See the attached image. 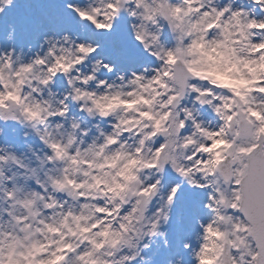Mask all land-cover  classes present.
<instances>
[{
    "label": "snow or ice",
    "instance_id": "obj_1",
    "mask_svg": "<svg viewBox=\"0 0 264 264\" xmlns=\"http://www.w3.org/2000/svg\"><path fill=\"white\" fill-rule=\"evenodd\" d=\"M195 2L196 0H184L183 5H173L169 0H132L136 8L143 9L144 20L153 21L163 18L171 26L172 32L178 34L176 46L166 48L157 33H151V39L148 40L145 38L144 25L134 26L136 39L151 52V55L163 61V68L151 78L133 73L134 79L129 81V84L134 86L132 91L117 90L97 95L83 87L76 86L72 89L76 99H90L101 116L108 115L101 106L102 100L114 99L126 103L129 109H134L133 113H129L132 118L121 115L116 128L122 131L135 129L137 134H142L134 152L127 151V145L124 144L112 150L109 146L117 144L116 135L107 136L103 145H90L88 151L107 148L110 160L117 161L123 157L131 165H139L144 170L155 172L152 178L154 182L149 183H145L137 169L128 168V164H125L123 168L127 169L130 175H125L124 170H121L118 175L112 174V180L121 191L115 192L109 183L105 186V194L112 193L109 199L115 200V204L105 207L84 203L81 207L85 212L93 209L104 216H97L92 223L83 226L82 231L93 233L94 229H101L90 241L92 245L100 248L103 245L98 243L95 235L107 236L115 227L117 231L112 235L117 239L113 241V244L122 241L129 249L137 248L138 238L144 235L166 234L164 229L170 225L178 202H185L188 215L191 219H196L202 206L201 201L195 197L197 190H201L208 201L203 207L210 209L216 219L228 224L230 230L221 231L216 227L214 220L208 223L204 227V232L208 235L204 236L205 243L197 253L199 259L204 260L203 254L208 250L209 236L215 234L221 239H226L228 245L225 247L222 244H214V247L219 249V254L224 257L222 264H264V73L257 74L248 68L249 65L264 67V40L253 42L251 33L243 30L264 31V20L249 19L241 25L239 39H233L229 29L234 22L241 23L240 11L224 7L223 9L211 8L210 11L201 13V8L196 7ZM257 3L264 5V0H257ZM33 7L38 9V16L33 15ZM193 12L199 13L195 21L184 19ZM153 13H157L158 17ZM120 15L119 0H101L100 6L95 7L52 3L25 5L23 8L17 0H0V18L5 20L10 18L11 25L25 31L31 30L36 35L47 33L49 29L54 33L64 31L65 28L70 29L74 26L73 21L90 29L88 40L82 43L73 41L71 49L60 41H47V54L43 57L37 56L30 63H20L17 66L12 56L0 58V85L3 89H9L7 92L0 90V117L4 120L16 119L15 114L3 103L5 99H8L17 104L23 103L24 107L21 110L27 119L38 118L40 123L45 124V129L38 131V134L41 140L52 149L53 154L47 156L46 161H60L66 164V167L61 170L62 176H48L53 188L64 189L69 184L81 189L85 187L71 175V167L78 162L81 151L76 150L74 154L70 152L72 148L68 145H72L74 140L71 135L68 137L67 144L54 138L53 133L47 130V121L41 114L43 109L40 104L38 102L29 104L28 99L21 94L20 85L25 83V75L37 70L43 75L40 83L48 85L57 73L63 72L66 75L71 73L75 66L83 64L98 49L105 53L106 58L116 62L131 59L128 49L120 46L118 40L109 35L113 33L114 24ZM132 15L136 13L132 12ZM213 29L218 31L214 38H209L210 30ZM109 44H112L113 48L106 51ZM237 44L241 47H236ZM205 45L210 49L232 46L231 52L235 57V63L229 60L228 66H217L207 76L196 73L203 80H210L211 85L227 90L231 95L225 93L215 95L206 86L198 87L189 82L185 74L186 71L191 70L188 55L194 49L203 48ZM73 51L76 53L74 56L70 55ZM181 61H183L182 66ZM100 68L112 70L109 64L97 60L94 73ZM245 68L248 70L245 71ZM94 73L70 77L68 83L76 85L79 81L83 85H88L90 81L96 79ZM13 75L16 77L15 82L11 81ZM169 80L173 83L170 84ZM100 83L104 84L105 81ZM10 84L11 87L16 88L15 92L11 90ZM188 89L198 93L196 99L200 104L211 105L214 108L223 122L218 128L210 130L195 122L194 114L188 108L182 109L184 118H181L180 112L172 111L180 94ZM165 95L166 99L160 100L159 111L153 110L155 98ZM137 99L143 101L148 107L136 109ZM214 100L220 103L214 104ZM128 101L132 103H127ZM61 104L63 107L50 110L48 116H64L68 106L64 102ZM85 110L92 112L94 109L89 107ZM141 117L145 118L143 123H141ZM189 119L194 122L195 132L184 136L182 130L185 129L186 120ZM73 127L77 125L74 123ZM158 136H163L165 139L159 147L154 148L150 142ZM145 152L147 156L144 155ZM9 161L25 167L14 155H0V162ZM169 169L176 174V181L164 184L162 181L165 180ZM32 172L34 174L35 169H32ZM83 176L89 177L90 173L84 171ZM120 176H123L124 180H120ZM3 178L4 171L0 168V180ZM92 178L97 183H102L100 176L93 174ZM186 186H191V190ZM17 192H21V189L7 192L8 198L15 199ZM156 197H159V207L149 215ZM38 201L43 202L42 206L45 209L58 206L54 197H45L40 193L24 195L17 203L29 210L35 204L37 211H32L31 215L39 216L38 209L41 205ZM129 204L130 210L121 216V209ZM222 209L240 213V219L237 221L233 215L222 212ZM58 215L59 221H56L55 216L50 220L46 218L37 221L41 226L37 231H43L50 238L46 242L39 240L32 242L31 249L35 250L33 255L47 256V258L36 259L34 264H55L56 260L61 261L62 264H86V259L93 256V251L85 249L74 258H70L69 253H76L77 246L66 237L76 235L72 226L73 220L80 221L89 217L83 213L74 215L71 211ZM13 219L23 225L21 232H27L31 227L27 217L13 216ZM117 221H119L118 224ZM124 233H129L127 239H124ZM5 237L11 239L9 233L0 229V254L7 247L11 255L15 242L5 245ZM184 247H190V244L185 243ZM112 254L114 253H110ZM20 255H25L23 249ZM135 259V254H127L121 256L114 264H126Z\"/></svg>",
    "mask_w": 264,
    "mask_h": 264
},
{
    "label": "rangeland",
    "instance_id": "obj_2",
    "mask_svg": "<svg viewBox=\"0 0 264 264\" xmlns=\"http://www.w3.org/2000/svg\"><path fill=\"white\" fill-rule=\"evenodd\" d=\"M173 5H183L184 0H169ZM17 3L23 8L25 5L36 4H59L72 3L81 7L98 6V0H17ZM231 5L233 11L243 8L245 11L250 12V17L255 18L258 21L264 20V5L255 3V0H205L204 6L200 9L201 13L204 11H210L211 8L223 9ZM247 5H250L247 7ZM134 7V5H133ZM254 9V11H252ZM38 9L33 7V15L38 16ZM199 13L197 14V16ZM228 15V14H226ZM140 21L136 17L130 16L127 12H122L116 19L114 24L113 33L110 36L116 38L120 46L125 47L131 54V59L121 60L119 62L106 58L105 53L100 49L97 50L90 58L86 59L83 64L75 66L69 74L59 72L56 82H51L47 87L41 85L36 91H32L27 85L24 86L23 94L27 95L31 93V98H35L38 101L43 97L45 100H49L51 103L58 107H63L60 101L68 106V111L64 116H51L47 122L48 131L52 132L57 139L66 138L73 130V124L79 123L80 128L77 129V143L70 150L72 154L75 153L77 147L83 151L90 145L96 143L97 145L103 144L105 138L109 135H113L116 130V125L119 123V117L122 113L118 112L108 117L96 115H89V113L82 107L83 102H75L72 100L70 93L72 92V86L68 83L70 77L92 75L97 60H102L105 64H109L112 68L111 71L108 68H100L95 71L96 79L90 81L88 85H83L81 82H77V87H83L88 91L95 92L97 95H104L110 91L116 89L122 91H132L134 86L129 84L131 79H134L133 73L136 75H144L147 78H151L157 74V71L163 68V61L157 57L151 55L148 49H145L143 44L135 37V28ZM10 18L5 20L0 18V58L6 56H12L16 61L17 66L20 63H30L37 58V56H45L48 52V44L44 42L45 36H52L55 38L62 37L65 33H69L77 43H82L88 40L90 29L82 27L78 22L73 21L72 28H65L61 32H52L51 29L47 33L40 35L34 34L31 30H22L20 27L16 28V34L14 43L6 39L9 31ZM47 27V25H45ZM159 28L157 34L160 36L161 43L166 48H173L177 44V33L172 32L171 26L166 20L160 18L159 24L153 26ZM218 30H210L209 38H214L215 33ZM90 42V41H89ZM259 42V41H257ZM66 46V45H65ZM113 48L112 44L107 46L106 51H110ZM147 70V71H145ZM123 75L124 79L121 80L120 76ZM101 81H105L101 84ZM208 81L192 80L190 83L195 84L198 87H204ZM36 86L34 82L33 87ZM111 86V87H109ZM215 95L222 93L231 95L227 90L219 89L208 85ZM0 90H3V86L0 85ZM259 95V94H257ZM198 93L192 92L190 96H187L182 102V109L188 108L196 117V120L202 121L205 124L211 125L210 130H215L223 122L220 120L218 114L214 111L211 105H202L196 99ZM214 104L220 103V101L214 100ZM91 103V102H89ZM181 118L184 116V112L181 111ZM183 115V116H182ZM196 121V122H197ZM59 126V127H58ZM194 124L189 123L182 135H192L191 132L195 130ZM0 127L4 129V134L0 135V155H14L17 159L25 165H20L13 162H0V168L4 171L5 179L0 183V221L11 220V200L7 196V192L14 189H21V197L31 193H40L45 197L49 194L58 201V206L55 209H42V217H46L49 220L58 210L67 211L69 206L73 204L71 197L65 192H54L49 183H45L48 176L57 174L58 169L66 167L64 162H50L46 161L47 156H51L52 149L41 140L40 135L36 130L27 127L19 121L4 120L0 117ZM44 125L39 126V130L43 131ZM85 132L87 135H85ZM185 133V134H184ZM142 138V134H137L134 129L133 132H123L117 139L116 145L110 146L112 150L119 147L120 144L132 145L136 147L139 139ZM163 136H158L150 142L152 147H159L164 142ZM82 141V143H81ZM45 161V163H41ZM35 169L38 174V179L28 174V169ZM155 175L154 170H144L142 178L145 183L154 182L153 177ZM39 180V183H37ZM176 181V174L169 169L167 176L162 183L169 184ZM191 190V186H186ZM201 201L202 210L197 213L196 219H191L186 211L185 202H178L176 212L173 214L170 225L166 226L164 231L165 235L152 238L154 243L144 250L142 256L151 257V264H168L169 260H175L178 256H183V264H197L196 253L199 251L203 244L204 227L208 223H211L214 219V213L203 205L206 204L207 196L201 190H197L195 197ZM65 201H68L66 204ZM89 202V198L80 197L77 207L82 206L84 203ZM98 206H104V200L94 201ZM159 197L153 201L151 205L149 215L159 207ZM62 206V207H61ZM131 205H125L121 209L120 215L127 214ZM237 216L241 214L235 212ZM101 217L104 214H99ZM197 220L200 222L197 223ZM95 231V229H94ZM167 240L169 246L165 247L164 241ZM147 239L145 243H147ZM185 243L190 244V247L185 248ZM87 242H85V245ZM85 245H81L77 249L76 253H70L69 257L74 258L78 253L85 250ZM125 254H130L125 250ZM126 264H142L141 259L137 257L135 260L128 261Z\"/></svg>",
    "mask_w": 264,
    "mask_h": 264
},
{
    "label": "clouds",
    "instance_id": "obj_3",
    "mask_svg": "<svg viewBox=\"0 0 264 264\" xmlns=\"http://www.w3.org/2000/svg\"><path fill=\"white\" fill-rule=\"evenodd\" d=\"M119 2H120L121 13L127 12L130 16L136 17L140 21V23L137 25V27H139L140 25H144L145 38L146 39L150 40L151 39L150 34L153 32L157 33L159 31L158 27L154 28L153 26H157L159 24L160 18H157L156 20H153V21L144 20L142 18L143 9L136 8L135 5L132 3V0H119ZM204 3H205V0H196L195 6L202 8L204 6ZM255 3H257V0H255ZM100 4H101V0H98V6H100ZM133 5H134V7H133ZM228 7L231 8V5H229ZM237 11H240L242 13V17L240 18L241 19L240 24H236L234 22L233 25L231 26V28L229 29V31L232 33L233 39H239V33L242 30V27H241L242 24L247 22L249 19H255V18L250 17V12L245 11L243 8H240V10H237ZM252 11H254V9H252ZM132 12H135L136 15H132ZM153 15H156L158 17L157 13H153ZM181 15L183 16V13H181ZM196 18H197V13H195V12L191 13L189 16L184 17L185 20L190 19L193 21H195ZM243 30L251 33V39L253 42L264 40V31L252 30V29H243ZM15 34H16V27H15V25L10 24L8 35H7L6 39L8 41L14 43L15 42L14 41ZM65 37H67V40H65ZM49 40L60 41L64 44V46L66 45V47H68L70 49L72 47L73 41H75L69 33H65L60 38H55L52 36H45L44 37L45 43ZM231 47L232 46L229 45V46L224 47V48L210 49L209 47H207V45H205L203 48L194 49L188 55V61H189V65H190L191 70L186 71V73H185L189 82L192 80L205 81L202 79V77L200 75H196V73H202L203 75L207 76L211 73L212 69H214L217 66H220V65L228 66L227 62L229 60L231 61V63H235L236 61H235V57L232 55ZM236 47H241V45L237 44ZM75 54L76 53L73 51V52H71L70 55L74 56ZM14 62H16V61L14 60ZM70 62L71 61H69V63ZM182 63H183V61H181V66H182ZM173 67H176V66H173ZM248 68H251L257 74L264 73V67H262L260 65H249ZM248 68H245L244 70L247 71ZM237 75H238V73H237ZM121 77H123V75H121L120 78ZM42 78H43V75L39 70L35 71L34 73L27 74L24 76L25 83L23 85H20V88H21V94L23 96H25L26 99H28L29 104H35L37 102L40 104L41 108L43 109L41 114L45 116V119L48 122L49 117H50V116H48V112L50 110H56L59 107L54 105L53 103H51L49 100L43 99V97H41V99L38 101L35 98H31V93H28L27 95L23 94V90H24L25 85H27L29 88H31L32 91H36L41 85H43L40 83V80ZM15 80H16V77L14 75L11 76V81L15 82ZM121 80H123V79H121ZM34 82H36L35 87H33ZM168 82L170 84L173 83L171 80H169ZM208 82H210V80H208ZM43 86L47 87L48 85H43ZM71 86H72V89L74 87H76L75 83L71 84ZM10 88L13 92L16 91V88L11 87V84H10ZM8 90L9 89H7V88L3 89V91H5V92H7ZM117 90H119V89H116L114 91H117ZM191 93L192 92L190 91V89L185 90V92L181 93L180 98L175 101V103L172 107V111L181 113L182 102L185 100V98L187 96H190ZM70 95L73 97L72 98L73 101H75L77 103L83 102L82 107L84 109L89 108V107H92L94 109L92 112L87 111L89 113V115L94 116L97 113L99 114V112L95 110L92 103H89V102H91L90 99H87V100L86 99H76L75 93L73 91L70 93ZM145 98L147 99V97H145ZM161 99H166V95L159 97V98H155L154 103L152 105L153 110L159 111L158 106L160 104ZM62 102L63 101H60V103H62ZM3 103L5 105H7L8 108L15 114V116H16L15 121H19L22 124H25L27 127L31 128L33 130H36L37 132L40 131L39 130L40 125L45 126V124L40 123L38 118L36 120L27 119L25 113L21 110L24 107L23 103L17 104L14 101L8 100V99H5L3 101ZM100 103H101V106L103 107V109L108 113L107 116H103V117H108L109 115L120 112V113H122V115H128L129 119L132 118V116L129 115V113H133L134 109H129L127 107L126 103H121L119 100H114V99H110L107 101L102 100ZM127 103H132V101H128ZM147 107L148 106L145 105L143 103V101H141L139 99H137L135 101V108L136 109L147 108ZM135 114L138 115V113H135ZM140 119H141V123H143L145 118L141 117ZM75 124L77 125V127L74 128L72 126L73 130L69 134L74 138L73 144L68 145L69 148H73V146L77 143V131L76 130L80 128V124L79 123H75ZM137 127H139V126H137ZM47 130H48V124H47ZM123 132H125V131H122V130L116 128L113 135H116L118 138L120 135L123 134ZM127 132H133V130H129ZM3 134H4V129L2 127H0V135H3ZM85 135H87L86 132H85ZM68 137L66 138V141H65L63 139H57L54 136L55 139L60 140V141H64L65 144H67ZM81 143H82V141H81ZM93 144H96V143H93ZM103 144H100V145H103ZM124 145H126V144H124ZM119 147H120V145H119ZM135 148L136 147H133L132 145H127L126 150L130 151V152H134ZM77 150H80V149L77 147ZM144 155L147 156V152H145ZM125 164H128V168H130V169H137L141 174L144 173V169L142 167H140L139 165L129 164L128 161L123 157H121L117 161L110 160L108 158V149L107 148L94 150L92 152H89L88 148H87L86 150L81 151V156H80L78 162L76 164L72 165V167H71L72 178L74 180H78L79 182L83 183L85 185V187L83 189H81L79 187H74L71 184L66 185V187L64 189H56V188L52 187V185L50 184L48 179L45 181V183H49L51 185L52 190L54 192H65V193H67V195L69 197L72 198V200L74 202L73 204H71L69 206L67 211L58 210L56 212V214L53 215L56 217V221H59V219H60V216L58 215L59 213H67L68 211H71L74 215H81L83 213L84 215L89 217V219L80 220V221L73 220L72 226H73V230L75 231L76 235L75 236L67 235V237H66L73 244H75L77 246V249L80 248L81 245H85V242H87V244L85 245V249L92 250L93 256L86 259V264H105V262H107V264H114V262L119 260L121 256L127 255V254H125V250H127V252L130 254H135L136 258L139 257L141 259L142 264H151L152 258L147 257V256H142L141 254L144 252L145 249L149 248L152 243H154L152 238L157 237V236L144 235V236L138 238V240H137L138 247L137 248L129 249L126 245L123 244L122 241H120V243L113 244V241L117 239L114 235H112L113 232L117 231V229L115 227H113L111 229V232L107 236L95 235V239L98 241V243L103 245V247L97 248L94 245H92L90 243V241L92 240L93 235L96 233H99L101 231V229H95V231L93 230V233H85L82 231L83 226L92 223V221L95 220L97 216H99V213L95 212L93 209H90L87 212H85V210L82 209L81 206L77 207V204L79 203L80 197L89 198V202H87V203L94 205V206L97 205L94 202L97 200H104L105 201V205H104L105 207H111L112 205H114L115 200L109 199V197L112 195V193H107V195L105 194V186L107 184L111 183V186L115 192L121 191V189L116 186V182L114 180H112V174L118 175V173L121 170H124L125 175H130V172L127 169L123 168V166ZM62 169H58L57 174H55L54 176H62L63 175V173L61 171ZM84 171H88L90 173V176L84 177L83 176ZM28 174L34 178H37V179L39 178L37 171L35 170V173L33 174L31 168L28 169ZM93 174L100 176L102 183H97L92 178ZM51 176H53V175H51ZM5 178L6 177L4 175V178L2 180H0V183H2ZM119 179L124 180V177L120 176ZM49 196H50V194H49ZM20 198H21V193L17 192L16 198L11 200V214H12L11 220L0 221V229H2L4 232L9 233L10 237H11V239H9L8 237H5V245L8 243L15 242L14 243V249L12 250L11 255L9 254V249L7 247L4 248L3 253L0 254V264H34V261L38 258H47L46 255L44 257H37V256L33 255L32 253H34L35 250L31 249L32 242L37 241V240L42 241V242H46L47 239L50 238L47 236V234L43 233V231H37V229L39 227H41L37 223L38 219H46V217H42V209H45L42 206L43 202L38 201V203H40V205H41L40 208L38 209L39 216H32L31 212L37 211L36 205L34 204L30 210L25 209L23 206H21L20 204L17 203V201ZM65 203L67 204L68 201H65ZM55 208H57V207H54L53 209H55ZM221 211L227 212V214L233 215L237 219V221L240 219V216H237L235 214V212H232L231 210L222 209ZM13 216L27 217L29 219L31 227L28 229L27 232H21L20 231V229H21V227H23V225L18 224L13 219ZM113 219H115V218H113ZM213 220L215 221L216 227L219 228L221 231L228 232L230 230L228 224L221 222L218 219H216L215 215H214ZM199 222L200 221L197 220V223H199ZM116 223L118 224L119 221H117ZM146 223L147 222L145 221L144 222L145 226H146ZM241 234H243V233H241ZM205 235H208V234L205 233L204 236ZM24 237H27V239H24ZM128 237H129V233H124V239H127ZM146 239L148 241L147 243H145ZM21 240H22V242H21ZM204 243H205V240L203 237V244ZM207 243H208V250L203 254L204 255L203 261H201L199 259V257L197 256V253L200 252V249L202 246L200 247L199 251L196 253L197 264H222V260L224 259V257L219 254V249L214 247V244H222V245H225V247H228V245L226 243V239H221L219 236L212 234L209 236V240L207 241ZM164 245H165V247L169 246L167 240L164 241ZM185 248H188V247H185ZM21 249H23L25 255H20ZM73 253H75V252H73ZM110 253H114V254L110 255ZM53 259H55V258H53ZM55 264H62V262L56 260ZM168 264H183V256H178L174 261L169 260Z\"/></svg>",
    "mask_w": 264,
    "mask_h": 264
},
{
    "label": "bare ground",
    "instance_id": "obj_4",
    "mask_svg": "<svg viewBox=\"0 0 264 264\" xmlns=\"http://www.w3.org/2000/svg\"><path fill=\"white\" fill-rule=\"evenodd\" d=\"M248 6H250V5H247V7ZM214 30V29H213ZM58 79V75H56L55 77H53V80L51 81V82H56V80ZM208 85H211V83L210 82H206L205 83V86L207 87ZM204 86V87H205ZM212 87H216V86H214V85H211ZM207 89L208 90H210V88L209 87H207ZM215 103V102H214ZM183 116V115H182ZM183 118H184V116H183ZM197 120H196V117H195V122H196ZM198 123H200L202 126H204V127H206V128H211V125H209V124H205V123H203L202 121H197ZM189 123H192V124H194V122H193V120H191V119H189V120H186V127L189 125ZM194 127V126H193ZM188 133H194L195 132V130H193L192 132L190 131V130H188L187 131ZM185 134V133H184ZM199 191V190H198Z\"/></svg>",
    "mask_w": 264,
    "mask_h": 264
}]
</instances>
